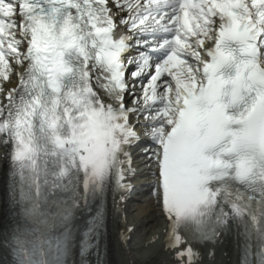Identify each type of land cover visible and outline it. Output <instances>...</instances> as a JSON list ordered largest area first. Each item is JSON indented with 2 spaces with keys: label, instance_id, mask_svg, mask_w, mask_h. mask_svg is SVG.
Masks as SVG:
<instances>
[{
  "label": "snow or ice",
  "instance_id": "snow-or-ice-1",
  "mask_svg": "<svg viewBox=\"0 0 264 264\" xmlns=\"http://www.w3.org/2000/svg\"><path fill=\"white\" fill-rule=\"evenodd\" d=\"M0 149V264H104L141 175L177 264H264V0H0Z\"/></svg>",
  "mask_w": 264,
  "mask_h": 264
},
{
  "label": "bare ground",
  "instance_id": "bare-ground-1",
  "mask_svg": "<svg viewBox=\"0 0 264 264\" xmlns=\"http://www.w3.org/2000/svg\"><path fill=\"white\" fill-rule=\"evenodd\" d=\"M150 212L146 215V218L150 221V222H153V221H155V222H157L158 220H159V214H158V210H155V208H154V206L152 205V206H150ZM0 215H1V210H0ZM0 220H1V218H0ZM157 224L156 223H154V225L151 227V229H150V232H152L155 228V226H156ZM138 233H142V231L140 230ZM235 244H236V242H235V240L234 239H229V240H227V243H226V247L223 249V251L222 252H228L229 253V257H230V260H231V262L229 263V264H232V260L234 259V248H232V247H234L235 246ZM114 255H116V256H118V258L116 259V261H115V264H120V260L122 259L117 253H115ZM133 255V254H132ZM133 257H135V256H133ZM219 258L221 259L222 257H221V254L219 255ZM135 264H143V263H141V261L140 260H135Z\"/></svg>",
  "mask_w": 264,
  "mask_h": 264
}]
</instances>
